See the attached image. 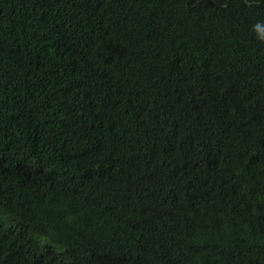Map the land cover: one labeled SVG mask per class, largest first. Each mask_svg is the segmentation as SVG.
<instances>
[{
	"label": "trees",
	"instance_id": "obj_1",
	"mask_svg": "<svg viewBox=\"0 0 264 264\" xmlns=\"http://www.w3.org/2000/svg\"><path fill=\"white\" fill-rule=\"evenodd\" d=\"M264 0H0V264H264Z\"/></svg>",
	"mask_w": 264,
	"mask_h": 264
},
{
	"label": "clouds",
	"instance_id": "obj_2",
	"mask_svg": "<svg viewBox=\"0 0 264 264\" xmlns=\"http://www.w3.org/2000/svg\"><path fill=\"white\" fill-rule=\"evenodd\" d=\"M253 30L256 32L257 38L264 41V22H257L253 26Z\"/></svg>",
	"mask_w": 264,
	"mask_h": 264
}]
</instances>
